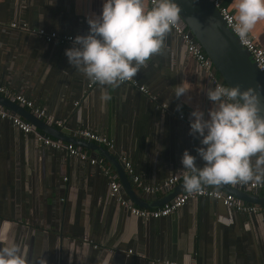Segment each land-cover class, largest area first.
Wrapping results in <instances>:
<instances>
[{"label":"crops","instance_id":"1","mask_svg":"<svg viewBox=\"0 0 264 264\" xmlns=\"http://www.w3.org/2000/svg\"><path fill=\"white\" fill-rule=\"evenodd\" d=\"M102 2L0 0V85L10 91L2 95L12 100V93L23 94L45 110L42 118L48 125L108 150L68 142L66 134L55 138L0 104L34 125L35 132L73 144L79 152L39 142L35 132L26 133L0 117V246L17 244L26 264L39 257L46 264H264V212L238 211L208 196L150 219L120 205L112 180L121 184L120 196L148 210L162 207L176 189L177 196L188 192L183 177L189 173L182 169L181 156L185 149L197 156L200 146L199 138L189 135L190 113L200 109L207 116L212 102L206 92L216 85L171 26L160 51L131 81L89 88L91 80L70 66L64 54L71 44L47 41L37 33L87 34V17L98 15ZM236 2L224 0L237 18ZM144 4L152 7L148 0ZM249 32L264 48V19ZM182 83L188 90L176 98L175 86ZM82 131L95 132L110 144L87 139ZM122 154L144 186L161 189L145 193L125 169L139 197L133 200L118 162L123 164ZM203 163L197 156L196 164ZM175 176L174 185L163 186ZM240 183L201 188L241 190L261 198H240L247 205L264 204V187L251 190Z\"/></svg>","mask_w":264,"mask_h":264},{"label":"clouds","instance_id":"2","mask_svg":"<svg viewBox=\"0 0 264 264\" xmlns=\"http://www.w3.org/2000/svg\"><path fill=\"white\" fill-rule=\"evenodd\" d=\"M236 32L244 37L264 19V0H237ZM180 9L175 0H103L100 13L87 17V34L76 35L65 49L68 63L101 86L116 87L131 80L153 55L160 51L165 34L177 22ZM188 89L175 86L179 98ZM212 106L190 113L189 135L199 138L197 156L185 149L181 156L183 187L199 191L201 185L235 184L264 180V114L257 92L239 86L216 85L207 89ZM108 97L105 96V99ZM179 105L177 110H179ZM252 157H255L254 164ZM0 264H26L25 254L12 243L0 246ZM33 264H46L39 257Z\"/></svg>","mask_w":264,"mask_h":264},{"label":"built area","instance_id":"3","mask_svg":"<svg viewBox=\"0 0 264 264\" xmlns=\"http://www.w3.org/2000/svg\"><path fill=\"white\" fill-rule=\"evenodd\" d=\"M150 5H153V0H148ZM214 6L219 10L223 20L226 22L227 27L233 32V34L237 37L240 44L249 52L251 59L256 64L258 69L264 74V48L259 45L257 42L256 37L248 32L246 36L243 38L238 35L236 32V27L238 24V20L235 16V14L232 12V10L224 3V0H210ZM172 27L175 29V31L181 36V39L184 43V46L187 50V52L192 55L198 62L199 66L202 67L204 70H206L212 81L215 83V85H223L227 87L225 84H223L218 75V71L215 68L212 60L210 57L205 53L203 50L201 44L190 35V31L187 28V26L184 24L182 20L177 19V22L172 25ZM38 36L46 39L47 41H51L53 39H58L59 41L63 43H70L72 44V38H74V35H67L64 37H61L57 35L56 33L48 34L45 30H40L38 33ZM132 80V79H131ZM128 80V81H131ZM95 85V82L90 81L88 84V87H93ZM144 88V87H142ZM2 93H10L8 89H6L4 86L0 85V94ZM12 100L20 104L21 106L28 107L32 109V111L35 113L36 116L43 117L46 115V112L44 109H41L37 106H35V103L25 97L23 94H13L12 93ZM77 104V103H76ZM0 117L2 118H9L13 121L14 125L17 126L19 129L23 130L26 133L35 132V127L30 122L23 120L19 115L14 114L10 110H6L0 106ZM52 119H50L51 122ZM59 125H61V121H57ZM36 138L39 142H43L46 145H51L56 148H68L70 149L71 154H79L78 149H76L73 144H67L65 145L61 140H54L49 136H45L41 133L35 132ZM85 138L90 140H95L99 142H106L108 145L110 142L107 140V138L98 135L95 132L92 131H82L81 133ZM111 146V145H110ZM84 156V155H83ZM121 161L129 175L132 176L133 181L141 187L145 193L147 192H153L156 190L161 189L160 187H150V186H144L142 181L140 180V177L135 174V170L132 164V161L124 154L121 155ZM95 162V159L92 161ZM178 181V176L172 177L169 180H167L164 183V187L168 188L174 183ZM240 188L245 189H251V190H259L264 187V180L261 182H250V183H240ZM120 187L121 184L117 182L116 180L111 181V188L114 194H118V199L120 202V205L128 209L133 215L143 217L144 219H150V218H159L168 216L171 213H173L175 210H177L179 207L185 205L189 199H195L200 196H208L213 199H216L223 203V205L234 208L238 211L246 212V213H255V212H264V204L259 205H247L244 203L243 200L238 198L233 193L224 192L217 189H211V188H200L199 191H193V192H186L183 194L178 195L176 198H174L172 201L164 204L162 207L154 210H148V209H142L134 206L133 202L124 198L123 196H120ZM172 264H178V263H172Z\"/></svg>","mask_w":264,"mask_h":264},{"label":"water","instance_id":"4","mask_svg":"<svg viewBox=\"0 0 264 264\" xmlns=\"http://www.w3.org/2000/svg\"><path fill=\"white\" fill-rule=\"evenodd\" d=\"M176 5L180 9L179 19L184 22L190 31L191 37L195 38L202 46L205 53L212 60L220 77L226 82L228 87L239 86L241 90L248 88L254 89L260 102L262 114H264V74L258 69L256 64L250 57L249 52L240 44L237 37L227 27L219 10L210 0H175ZM0 104L12 109L19 114L27 117L29 121L37 127L43 129L55 138H60L66 134L68 142H74L77 145H85L88 142L92 149L108 152V150L95 142L77 138L72 136L69 131L58 130L48 125L42 117L35 116L28 108L21 106L17 102L0 94ZM116 163L117 159L114 156ZM121 169L125 173L123 164L120 163ZM119 167L118 171L122 172ZM124 176V186L128 189V193L133 200L139 199L132 189V184ZM222 185V184H221ZM221 185L217 187L222 189ZM231 188L230 185H227ZM228 192L235 194L238 198L246 201H260L259 196L239 191L235 189H227ZM177 189L171 197L164 199V204L172 201L177 196ZM262 202V201H260Z\"/></svg>","mask_w":264,"mask_h":264},{"label":"trees","instance_id":"5","mask_svg":"<svg viewBox=\"0 0 264 264\" xmlns=\"http://www.w3.org/2000/svg\"><path fill=\"white\" fill-rule=\"evenodd\" d=\"M225 82V81H224ZM226 83V82H225ZM227 85V84H226ZM228 87V86H227Z\"/></svg>","mask_w":264,"mask_h":264}]
</instances>
